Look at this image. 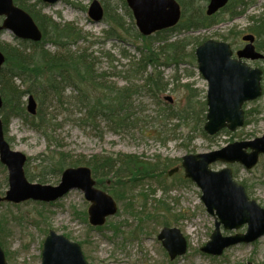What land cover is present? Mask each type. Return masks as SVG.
Returning <instances> with one entry per match:
<instances>
[{
    "label": "rangeland",
    "instance_id": "rangeland-1",
    "mask_svg": "<svg viewBox=\"0 0 264 264\" xmlns=\"http://www.w3.org/2000/svg\"><path fill=\"white\" fill-rule=\"evenodd\" d=\"M92 1L59 0L55 4L40 5L42 12L55 21L72 22L82 29L90 42L86 39L79 40L71 46L72 50L81 51L82 48H87L88 52L97 58L95 65L98 72L105 75L103 79L107 84L128 85V79L124 73L121 75L120 71H126L132 56L139 57V44L129 36L125 42L108 37L106 31L111 26L107 17L95 22L88 14ZM27 2L32 5L36 0ZM100 2L104 7L112 5L111 7L115 8L113 11L122 14L126 19V27L133 33L132 17L128 15L122 0ZM198 2L205 3L206 7V1ZM246 2H248L246 11L241 16L231 19L227 13L221 12L217 16L219 23L213 27L177 33L173 39L212 38L226 41L237 50L242 46V34L250 32L248 30L252 25L250 17H264V0ZM2 20L3 17L0 18V21ZM231 29L244 32L240 35L230 34L229 39H224L223 35H227ZM0 41L20 45L24 40L5 29L0 34ZM196 45L192 42L188 51H192ZM46 48L55 50L51 43H47ZM260 51L264 53V49ZM251 65L264 70V59L256 63L251 62ZM159 70L162 72L163 82H167L168 86L157 96L152 95L147 89L134 96V116L139 122L130 129L116 132L104 119L87 122L88 106L79 102L80 91L73 82L65 83L63 103L52 94L51 99L44 104L47 115L54 118L50 140L43 132L26 124L22 118L9 119L6 137L10 139L12 150L27 156L24 169L31 183L59 185L62 170L53 169L62 155L69 156L66 158L68 161L70 157L76 159L79 156L90 158L95 155L134 154L144 164H139L135 168L131 178L126 177L130 182L125 186L113 188L111 175L107 178L109 182L100 186L115 199L118 206L116 214L108 216L102 225L90 223L88 209L91 201L86 199L80 189H73L50 202L32 198L20 202L0 201V245L8 264H42L44 241L51 230L79 243L90 264L264 263V235L252 242L232 245L221 255L202 251V247L208 243L215 230V216L207 211L201 197V188L185 176L182 167L171 175L168 173L170 169L182 164V158L186 154L218 150L236 141L253 140L264 135V78L263 94L244 103L248 113L245 124L234 131L221 129L216 134L205 137L201 129L206 122L204 116L208 106L206 104L204 111L201 109V103L207 100L208 82L198 70L197 61L183 62L178 67L161 66ZM15 81L23 88V82L19 78ZM133 82L142 86L145 80L138 78ZM39 83L46 86V79ZM185 84H190L192 89L196 90L193 108L197 111L199 120L165 118L170 106L180 111L187 104L188 89ZM85 90L91 103L92 99L103 95L93 85H89ZM168 97H171V100ZM23 101L27 105V95ZM0 116L2 117L1 114ZM189 133L194 136L192 140H188ZM168 160L171 166L166 170L150 173L149 169H146L145 165ZM68 166L65 165L63 170ZM225 166L232 168L234 179L245 186L249 197L264 207V155L259 157L258 164L253 168H246L238 162L212 163V168L217 170ZM141 172L143 175L139 177L138 174ZM8 176V168L0 163L2 197L10 189ZM135 178L139 180L136 181ZM117 180L115 179V182ZM165 226L178 228L187 241L186 252L174 259L170 258L167 249L158 238V234ZM221 230L224 236L245 233L247 224L232 230L221 227Z\"/></svg>",
    "mask_w": 264,
    "mask_h": 264
},
{
    "label": "water",
    "instance_id": "water-1",
    "mask_svg": "<svg viewBox=\"0 0 264 264\" xmlns=\"http://www.w3.org/2000/svg\"><path fill=\"white\" fill-rule=\"evenodd\" d=\"M56 3L59 0H42ZM132 9L140 32L150 35L155 31L175 25L181 17V7L177 0H126ZM229 0H210L207 14L212 15L224 7ZM5 16L0 30L13 31L19 38L40 41L43 33L33 17L14 0H0V16ZM89 15L95 21L104 16V8L99 0H93ZM249 40L245 48L233 57L231 45L225 41L209 39L196 48L195 54L199 70L208 82L207 121L204 129L214 135L223 128L236 130L245 123L246 101L262 95L261 73L258 67L252 68L241 58L257 59L264 57L252 44L253 34L243 36ZM5 55L0 50V70ZM171 100V97H168ZM3 100L0 94V108ZM37 103L30 95L27 109L36 113ZM249 149V150H248ZM264 154V135L253 140L236 141L218 150L205 153H190L183 156L182 166L185 176L192 179L202 190V200L207 211L215 216V230L211 239L202 247V251L212 255H221L223 251L241 242H252L264 235V207L255 199H250L244 185L233 178L228 166L215 170L211 164L221 160L226 163L240 162L246 168H253ZM24 153L13 151L5 138L3 122L0 118V161L8 167L10 189L0 201L20 202L26 199L54 201L73 189L84 192L91 201L88 209L89 220L93 225H102L108 216L117 211L115 199L96 186L92 170L88 166L68 167L61 176L59 185L31 183L28 181L24 164ZM179 166L169 170V174L178 171ZM247 224L245 233L224 236L221 227L238 229ZM170 258L174 259L187 250V241L178 228L164 227L158 234ZM0 264H8L5 252L0 245ZM42 264H90L77 242L51 230L47 235L42 256ZM245 264H254L247 262Z\"/></svg>",
    "mask_w": 264,
    "mask_h": 264
},
{
    "label": "trees",
    "instance_id": "trees-1",
    "mask_svg": "<svg viewBox=\"0 0 264 264\" xmlns=\"http://www.w3.org/2000/svg\"><path fill=\"white\" fill-rule=\"evenodd\" d=\"M179 1L183 8L179 23L174 27L157 31L151 35L141 34L134 27L133 18L131 22L133 33L130 32L129 28L126 27L125 17L116 12V10L113 11L115 8L111 7L112 5H105V16L111 26L106 31L107 36L117 38L121 42H125L127 36H129V38L139 44L138 49L140 50L139 57H131L126 71H120V74L124 73V76L128 79V85L118 86L116 83L109 85L104 81L103 77L105 75L99 73L95 65L97 58L89 53L87 48H82L81 51L72 50L71 46L79 40L86 39L89 41L81 28H78L72 22H57L51 16L43 13L40 0H36L32 5L27 0H15L19 6L34 17L43 30L44 36L40 42L22 41L20 45H11L0 41V49L6 57L5 64L0 71V93L3 98L2 119L5 133H7L9 119L20 117L32 128L43 132L50 140V131L53 130L54 118L52 115H47L44 104L51 99L52 94L57 97L58 101L63 103L66 82H73V85L80 91L79 102L88 106L87 122L88 120L96 122L98 119H104L116 132L135 126L139 121L134 116V96L145 89L154 96L165 90L168 83L163 82L162 72L159 67L170 65L178 67L183 62H194L196 60V47L192 51H188V47L192 42H195L196 46H198L208 39L201 40L200 37H177L173 39V36L185 31L195 32L209 29L219 23L217 16L221 12L227 13L229 18L234 19L244 14L248 5L246 0H230L220 12L208 16L205 3H200L198 0ZM204 1L208 2V0ZM122 4L128 15L132 17L125 0H122ZM250 18L252 25L248 27V30L257 35V46L258 49L262 50L264 49V17L256 18L253 16ZM242 32L244 31L231 29L223 37L224 39H229L230 34L240 35ZM47 43H51L55 50L47 49ZM27 44L29 46H26ZM17 78L23 82V88L16 83L15 80ZM138 78L145 80L142 86L133 82V80H138ZM44 79H46V86L39 83V81ZM87 85H93L103 95L95 100L92 99L91 103L86 95L85 88L88 87ZM185 86L188 89L187 104L180 111L170 106L165 118L175 117L182 121H189V118L199 120L197 111L193 108L196 90L192 89L190 84H185ZM30 94L34 95L38 101L37 114L32 117L27 113L26 104L23 101V98ZM205 106L206 102L201 103V109H204V111L206 110ZM204 119H206V115ZM201 133L203 136L209 137L203 128ZM193 138L194 136L189 133L188 140ZM67 157L69 156L62 155L53 170L61 171L65 165L78 166L85 164L91 167L99 186L109 182L107 178L111 175L113 188L125 186L126 183L130 182L126 177L131 178L135 168L139 164H144L134 154L95 155L90 158L79 156L76 159L70 157L66 161ZM165 162H154L145 166L148 167L146 169H149L150 173H154L156 170H166L171 166L169 160ZM147 170H145V173ZM142 175V172L138 174L139 177ZM115 179H118L117 182H115ZM135 180L139 179L135 178ZM135 180H132V182ZM168 224L165 223V225Z\"/></svg>",
    "mask_w": 264,
    "mask_h": 264
},
{
    "label": "flooded vegetation",
    "instance_id": "flooded-vegetation-1",
    "mask_svg": "<svg viewBox=\"0 0 264 264\" xmlns=\"http://www.w3.org/2000/svg\"><path fill=\"white\" fill-rule=\"evenodd\" d=\"M242 33H243V32H242ZM246 34H248V33H244V34H242V36H241L242 46H241L240 48H238L237 50H234V49L232 48L233 51H234V57H235V58H239V56H238V54H237V52H238L239 50L245 48V46H246L247 44L251 43V41H249V40H244L243 36L246 35ZM253 35H254V34H253ZM254 37H255V39H254V41L252 42V44L255 46V49H256L257 52H260L261 54L264 55V53H262V52L258 49V46H257V44H258V37H257V35H254ZM230 45H231V44H230ZM231 47H232V45H231ZM241 59H242L244 62H246L249 66H251L252 68H256L255 66L251 65V62H255V63H256V61H260V60L264 59V57L257 58V59H252V58H241ZM258 68H259V67H258ZM260 69H261V68H260ZM261 70H262V69H261ZM263 78H264V70H262V73H261V86H262ZM262 93H263V86H262Z\"/></svg>",
    "mask_w": 264,
    "mask_h": 264
},
{
    "label": "bare ground",
    "instance_id": "bare-ground-1",
    "mask_svg": "<svg viewBox=\"0 0 264 264\" xmlns=\"http://www.w3.org/2000/svg\"><path fill=\"white\" fill-rule=\"evenodd\" d=\"M191 230V229H190Z\"/></svg>",
    "mask_w": 264,
    "mask_h": 264
}]
</instances>
